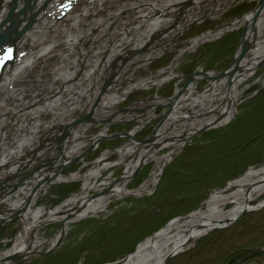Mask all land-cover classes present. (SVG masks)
Instances as JSON below:
<instances>
[{"label":"rangeland","instance_id":"obj_1","mask_svg":"<svg viewBox=\"0 0 264 264\" xmlns=\"http://www.w3.org/2000/svg\"><path fill=\"white\" fill-rule=\"evenodd\" d=\"M127 1L130 0H115L113 2L112 0H103L100 6L90 8L88 11L85 10L87 0H72L71 3L64 4L62 10H66L65 15H67H63L66 20L62 19V21L64 20L63 23L53 24L54 27L51 26L52 28L48 29L47 39L44 43L42 42L44 46H47L54 40L56 45L28 69L26 81L18 80L13 84V92L15 91L16 94L12 99L7 100V107L0 108V114L4 113L5 109H14L19 115V111L22 109L24 113H27V111L36 108L38 104H32L40 101L39 93L35 92L39 89L38 85L53 80L55 72L61 66H67L68 60L71 61L73 58H77L79 62H83V57L76 53L79 51L78 46L81 51L94 46L93 40L87 38L82 45L77 43L65 47L66 44L63 39L65 40L68 35L61 32H67L74 36L78 29L87 30V24L92 20L101 19L107 14L113 13L119 2ZM4 2L5 0H0V11ZM212 2L214 0H205L203 5L210 7ZM183 3L186 4V1ZM257 3L258 0H232L224 3V6L219 8L216 14L210 15V11L205 10L199 16L200 19L196 24H190L182 34L174 37L171 40V47L160 55L153 57L146 66L137 64L136 60L148 55L149 52H137L138 54H131V52L128 54L127 51H124L116 60V63L120 65L119 71L125 75H128L130 70L133 71L132 77L127 76L120 84L119 93H122L123 89H126L129 84L135 83L139 78L154 74L167 67L173 60L175 61L174 58L178 51L185 47L192 38L209 31H217L218 34L198 45L194 51L186 53L175 64L174 71L179 75L173 80L162 84L158 88L137 89L127 94L115 106V109L119 110L116 116L122 114L124 116L125 113H128L131 117L126 118L128 120L119 124L111 125L106 131L104 141L94 146L89 153H86L82 158L83 160L71 162L67 167L61 169L60 174L68 176L79 173L84 175L94 167L95 161L100 159L99 167L104 164H110L111 166L103 170L99 178L92 180L94 184L89 194L97 193L102 183L116 181L122 175L125 164L132 160L133 156L126 157L124 164L115 166L114 163L118 160V155L111 154L108 157L103 155L108 151H115L129 144V139L119 138L117 135L127 134L138 126L139 123L135 121V117L142 116L141 118H146L148 109L138 106V103L149 102L155 97L164 99L173 97L185 84V80L179 78L180 75L189 76L197 71L214 72L224 70L233 59L242 35L241 27L239 29L232 28L233 22L253 11ZM155 15L160 18L175 17L171 9L163 13L156 12ZM74 16L78 18H76L77 23L73 25L72 19ZM131 18V13H120L121 21L131 20ZM130 23L132 25L136 24L132 20ZM169 25L171 24H166L164 28L169 27ZM146 29V26H142L139 33ZM174 30L175 27L172 31ZM219 31L220 33H218ZM137 35L134 34L132 38L135 39ZM166 36L167 34L156 36L153 45L155 46V44L164 40ZM36 46L38 48V44L34 43L29 48L30 51H36ZM63 47H65V50ZM142 49L143 46L140 47V50ZM65 51L68 52V55ZM70 52L72 53L70 54ZM133 52L136 51L133 50ZM26 57L27 54L22 59L24 60ZM103 57L104 55L99 57L100 65L105 62ZM134 64L135 67H133ZM116 67L117 65L115 67L110 65L108 72L102 71L105 73V79L102 81H100L102 78L100 74L103 73L97 74V81L99 80L101 84L96 82L95 79L94 82L96 83L93 80L91 85L87 83V87L89 86L91 92H94L95 89L97 91L99 87H96V85L102 86L105 81H112L111 75H117L119 72L116 71ZM100 68L102 66H99ZM89 69L91 67L82 64L79 69L81 72H78L72 83L79 82V79L83 77V72ZM262 82H264V62L257 67L254 75L244 84L243 87L245 88L237 101L234 114L227 124L209 128L192 136L185 141L183 147L172 153V149L166 145L174 139L171 130L166 131L167 138L163 142H158L160 145L163 144L161 148L158 143L155 146H143L145 152L154 153L156 157L163 160L160 176L149 193L147 191L145 194L136 197H123L114 200L108 205L106 212L99 213L97 216H88L76 222L69 221L67 233L51 253L44 257L41 255L31 256L10 262V264H119L128 255L134 253L140 243L166 227L173 219L182 218L194 211L204 209V202L211 193L224 189L228 182L238 179L249 169L264 165V84ZM54 84V87L57 88L55 82ZM66 84L70 85L71 81ZM209 84V80L202 79L194 90L197 93H202ZM111 87L110 84L105 86L104 89L106 91L108 88V91H110ZM108 91L104 92L100 98L102 99ZM44 96L42 95V97ZM39 105L41 104L39 103ZM77 106L79 108L67 111L66 106L60 103L57 110L61 111L63 116L59 118L78 120L87 114L88 106L83 107V102ZM167 108L168 106H155L153 108L154 117L149 119L150 121L133 137L135 139H145L154 133L156 125L162 121V115ZM95 109L97 113L99 107L97 106ZM66 111L67 113H65ZM103 114L110 115L109 110H106ZM10 116L11 114H3L1 117L8 120ZM30 118L27 116L29 128L32 127L31 123L33 122ZM53 118L54 115L50 112L40 114V129L50 123ZM10 123L4 130L7 136H10L16 130V125H18L14 121ZM58 123L50 127L48 132H45V130L40 132L36 137V141L33 142L32 146L34 148L25 150L23 153V157L30 155L38 146L47 144L49 146L47 150L49 156L43 155L44 157L34 160V165L18 173L17 181L30 174L36 165L42 163L45 159L55 157L59 142L58 138L62 137L63 134L60 129L61 126H59L63 122ZM85 124L77 125L72 130H76ZM163 125L155 131L162 129ZM102 127L103 123L97 122L94 124L93 122L86 130L85 135H95ZM78 141L81 142V140ZM71 145V143L68 144L69 147ZM87 147H82L83 151ZM168 155L170 157L166 158ZM112 164L114 165L112 166ZM155 169L156 161L149 160L142 163L141 168L129 181L127 189L132 191L139 188L150 178ZM1 170L0 168V173ZM13 181L14 178L7 180L8 184H12ZM81 185V181L50 185L47 192L39 196L31 207L33 209L37 207L57 208L65 200L77 194ZM13 195L14 192L6 197L11 198ZM260 201H264V196L259 200L252 201L250 205L257 206ZM230 207V205H227L226 209ZM6 208H8L6 203L0 205L1 211ZM18 220L16 217L0 227V253L12 247L14 238L19 231ZM59 229L60 223L52 222L46 223L37 230L38 238L45 240V243L39 248L40 253H44L49 249L48 242ZM236 255L238 256L236 260L240 261L234 264H264V206L258 210L245 212L227 227L207 233L196 240L190 248L171 257L164 264H225Z\"/></svg>","mask_w":264,"mask_h":264},{"label":"bare ground","instance_id":"obj_2","mask_svg":"<svg viewBox=\"0 0 264 264\" xmlns=\"http://www.w3.org/2000/svg\"><path fill=\"white\" fill-rule=\"evenodd\" d=\"M71 1L72 0H57V3L55 1L52 6L45 9V12H42L37 22V27L32 29L19 43L16 56L19 61L18 64L16 67L6 72L0 80V108L4 106L7 107V100L12 99L14 94H16L12 89L14 82L17 81V79L25 78L24 75L30 66L56 45V43L52 42L44 46L43 43L47 39L48 29L54 27L52 26L53 24L63 23V21L66 20L64 17L67 14L63 17L61 15V9L59 8V10H57L56 7H62L64 4L71 3ZM102 1L103 0H87L85 10L88 11L89 8L100 6ZM113 1L115 0H112V2ZM184 1L187 0H130L129 2H119L115 6L113 13L107 14V16L101 19L92 20L87 24V30L78 29L74 36L67 32H61L68 35L65 40L63 39V42L66 44L65 47L76 45L77 43L82 45L87 38L93 40L94 46L90 49L82 50L83 52L78 46L79 51L76 53L83 57V62H79L77 58H73L71 61L68 60L67 66L63 65L55 72V77L53 76L54 81L48 80L45 82L46 84L38 85L39 89L35 92L39 93L40 101L32 104H38L36 108L27 111V113H24L22 109L19 111V115L14 109H5V112L0 114V168L2 169L0 173V184L4 183L2 187L3 190L0 192V205L4 203L8 205V208L5 210H0V222H8L13 215H17L19 219L18 234L14 238L12 247L0 253V264H10V257H16L21 260L39 255V248L45 243V240L38 238L36 232L46 223L58 222L62 226V229H59L48 242V247L52 248L59 240L61 241L63 236L67 233L68 222L65 221V219L68 214L72 213V216L69 217V220H71L70 222L80 221L88 216H97L99 213L106 212L108 205L112 201L123 197L139 196L145 194L147 191V193H149L150 189L157 183L163 160L156 157L154 153L145 152L141 144H136L131 141V139L128 144L129 146L126 145L118 150L104 153L103 156L105 157L111 154L118 155V160L114 163L115 166L124 164L126 157H133L132 160L125 164V169L121 175L122 179L118 183L116 181L102 183L97 193L107 188H110V190L104 195L99 194L97 198H90L89 192L92 190L94 184L92 180L99 178L101 172L111 166L110 164H104L102 167H99L100 159L95 161L94 167L84 175L73 173L66 176L61 175L59 172V175L53 177V174L48 172L42 175H39V172H35L33 173V177L26 183H20V180L17 181L16 178L21 170L30 167V163H27L28 159H25L23 162L20 159L23 157L25 150L34 148L32 145L33 142L36 141L38 134L44 130L48 132L49 128L54 124L56 125L58 122H63L60 123L59 126H68V123L71 121L70 118L67 120L59 118L63 116L61 111L57 110L60 103H63V106H66L67 111H69L79 108L77 105L83 102V107L88 106L87 111H90L97 91L101 86H99V84L96 85V87H99L97 91L95 89L94 92H91L90 88H88L89 86L87 87V83L91 85L94 79L96 82L100 83V81L105 79V73L102 71H107L110 65H113V67L117 65L116 71H119L120 65L116 63V60L124 51L131 53V50H135L137 53L141 46L144 47V43L148 41L150 35L161 31L166 24L175 23V30L172 31L171 34L166 36L164 40H160L161 42L155 44V46L152 45L150 48L151 50L148 49L145 52H149L148 55L144 54V57L136 60L137 64L146 66L153 57L160 55L163 51L171 47V40L174 37L182 34L191 23L197 22L202 12L206 10L210 11V15L216 14L219 8L224 6V3H228L232 0H214L210 7L203 5V1L205 0H190L188 9L187 6H184ZM35 9L36 6L32 8V10ZM168 9L173 11L175 17L160 18L155 15L156 12L163 13ZM122 12L126 14L131 13V20L136 24L132 25L130 23L131 20L121 21L120 13ZM58 18L60 19L58 20ZM76 18L78 17L74 16L72 19L73 25L77 23ZM62 19L64 20L62 21ZM142 26H146L147 29L139 33ZM232 26V28L236 27L238 29L243 26L246 27L244 40H242L238 50L235 52L236 62L241 59L238 63L237 71L231 72L234 66L233 64L229 68L230 72L228 71L224 76L216 80L214 78L217 73L211 72L210 75L213 80H210L209 86H207L202 93H197L194 90L197 84L203 79L202 76L195 75V79L188 90L175 98L173 111L162 129L155 133L153 143L151 144L152 146H155L158 142H163L164 139L167 138L166 131L171 130V135H173L172 137L174 139L166 145L172 149V153L183 147L185 140L190 138V135L194 131L213 125L219 127L227 124L231 119L237 101L240 99L243 89L245 88L243 87L244 84L254 75L257 67L264 61V0L262 5L257 7V10H253L241 19L235 20ZM134 34H138L135 39L132 38ZM216 35H218L216 31H212L192 38L185 47L178 51L175 57L176 63L145 78H139L135 83L129 84L126 89H123L122 93L118 92L120 84L127 76L132 77L133 70H130V73H127L128 75L123 74L121 71H119L117 75L115 74V78L111 82L112 89L110 91H108V88L106 89L105 93L107 91L108 93L103 95L99 103V111L97 110V113L95 111L91 114L92 122L80 126L76 130H71L70 136L65 138V142L61 145L62 160L57 163L64 166V164L71 161L72 158L79 156V158H81L84 147L90 144L95 145V140L97 138H102L106 135L107 127L104 126L95 135L86 136L85 132L93 122L96 124L103 119L114 117L116 112L119 111L117 108L115 109V106L132 91L137 89H150L152 87L158 88L162 84L173 80L179 75L174 71L175 64H177L186 53L194 51L198 45ZM34 43L40 44V46H38V48L36 46V51L32 52L29 48L32 47ZM65 47H63L64 50ZM72 52H70V54ZM103 52L106 55V59L104 64L101 65L102 68L99 69V57L103 55ZM65 53L68 55L67 51H65ZM25 54H27V57L22 60ZM82 64L86 67L88 65L91 69L83 72V77L79 79V82L72 83V80L76 78L78 72H81L79 69ZM135 64L133 67L137 65ZM97 74L102 75L100 81H97ZM69 81H71V84L67 85L66 83ZM54 82L56 86H58L57 88L54 87ZM262 84H264V82H262ZM41 92L43 96L45 95L44 97H42ZM39 103L41 105H39ZM164 103H166V101L163 99H153L149 102L145 101L138 103V106L144 108L147 106L148 109L146 118L140 120L139 130L150 121L149 119L154 117L153 108L155 105ZM106 110H109L111 114L110 117H106L107 115L103 114ZM67 111L65 113H67ZM44 112L52 113L54 118L50 123L40 129L41 123L39 115ZM3 114H11V116L7 120L1 117ZM125 114L124 116L123 114L115 116L114 119L116 120L111 119V121L128 120L126 118L131 116L128 113ZM27 116L31 117L30 119L33 121L31 123V128L27 125ZM12 121L17 122L18 125H16V130L10 136H7L4 130ZM134 132L135 129L131 132L132 136ZM78 140H81V142ZM70 143L72 145L69 147L68 144ZM158 145L160 148L163 146V144L160 145L159 143ZM48 148L49 146L45 144L38 153V158L49 156L47 152ZM170 155L166 158L170 157ZM149 160L156 161V169L152 172L150 178L139 188L132 191L128 190L127 185L132 179V173L135 168L139 164L141 165V163H145ZM44 161H46V159ZM5 164L8 165L1 166ZM34 164L35 162L32 161V165ZM114 164H112V166ZM9 177L12 179L14 178L12 184H8L7 182ZM45 177H47V179L50 178L49 181L46 180V184L39 187L32 196L33 187H35L38 181L41 179L43 180ZM75 181L82 182L80 191L65 200L57 208L47 209L44 207H37L33 209L31 207L39 196L47 192L50 185L73 183ZM11 185H14L15 188L14 195L11 198H7L1 193H5L6 190L8 191L10 189H8V187ZM262 196H264V165L259 168L249 169L238 179L228 182L224 189L211 193L204 202V209H199L186 217L171 221L166 227L155 233L152 237L140 243L136 251L128 255L119 264H163L166 256L169 254H179L187 250L196 240L208 233L209 230L212 231L213 228L227 227L232 224L242 212L258 210L263 207L264 201H260L257 206L250 205L252 201L259 200ZM28 199H30V203L27 202ZM227 205L231 207L226 209Z\"/></svg>","mask_w":264,"mask_h":264},{"label":"water","instance_id":"obj_3","mask_svg":"<svg viewBox=\"0 0 264 264\" xmlns=\"http://www.w3.org/2000/svg\"><path fill=\"white\" fill-rule=\"evenodd\" d=\"M20 0H12L11 2L8 3V7H9V12H8V15L6 18H4L3 20L0 21V46L5 43V42H8V41H11V42H14L16 39H18L26 30L27 28L29 27L28 25L23 28L22 30H17L19 28V26L21 25L22 23V20H23V17L27 11L31 12L32 11V16L30 18V21H33L34 20V14L38 11V8H36L33 12L32 8L35 6V0H23V3H24V8H20L18 12H16V9H17V5H18V2ZM22 1V0H21ZM263 3V0H258V3H257V6L254 10H257V7L259 5H262ZM190 2L187 3V6H189ZM7 23H9L10 26L6 25ZM31 24V23H30ZM174 26V24H172L168 30H170L172 27ZM242 28V35H241V38H240V41H239V44L242 42V40H244V32L246 30V27H241ZM164 32H166L165 30L164 31H159L153 35L150 36L149 40L147 41L145 47H143L144 49L138 51V52H145L147 48L152 42L153 40L156 38V36H161ZM238 48H239V45H238ZM237 48V50H238ZM136 53V52H135ZM236 55V53H235ZM235 55L233 57V59L231 60V62L228 64V66L222 70V71H214L216 72V77L214 78L215 80L216 79H220L222 76H224V74H226L228 71H229V68L234 64L233 68H232V71L231 72H235L237 71L238 69V63L240 62L241 59L238 60V62H236L235 60ZM235 62V63H233ZM264 62V61H263ZM174 63H176V61H172V63L170 64L173 65ZM169 67V66H168ZM230 72V71H229ZM211 72H201V71H197L189 76H179L180 79H184L185 80V84L184 86L181 88V90L179 92H177L173 97L171 98H168V99H164V98H161L163 100L166 101V103L164 104H158V105H155V106H168L166 112L162 115V121L160 122V124L156 125V128L155 130H157V128L161 127L163 125V123L165 122V120H167V118L170 116L171 112L173 111V108H174V101H175V98L179 95H182L184 94L188 88L190 87V85L193 83L194 81V77L195 75H200L202 76L203 79H206V80H213L211 75H210ZM108 83V82H107ZM105 86L102 87L101 91H100V94H103L105 92ZM100 96V95H99ZM97 97L95 102L93 103L92 105V109L90 111L87 112V114H85L82 118L78 119V120H75V121H71L70 123H68V126H61L60 129L62 130L63 134H62V137L58 138V147H57V153L55 155L54 158H48L46 159V161H43L42 163H39L38 165H36V167L31 171L30 174L22 177V179L19 181L20 183H23V182H27L28 180L31 179V177H33V173L35 172H39V175H42V174H45V173H50V174H53L52 176H57L59 175V172L61 171V169L67 167L71 162H76L77 160H81V158L84 157V155L86 153H89L93 148L94 146L98 145L99 143H101L102 141H104L106 139V137H99L95 140V145L93 144H90L87 149L85 151H83V153L81 154V158L79 157H75L73 160L71 161H68L66 164H64V166L60 163H57L58 161L62 160V157H61V145L63 142H65V138L69 137L70 136V132L72 130L73 127L77 126V125H81V124H85V123H90L92 122L91 118H92V113L95 112V108L98 106L99 104V101H100V97ZM155 99V98H154ZM147 108V107H146ZM120 111H122L120 109ZM126 111V110H125ZM118 112H116V114H118ZM116 116V115H115ZM114 116V117H115ZM114 117H111V118H107V119H103L102 121H100V123H103L105 124L106 127H109L111 125H114V124H119L123 121H111V119L113 120ZM142 117V116H141ZM139 117V118H141ZM140 119H136L135 118V121H138ZM215 128L216 126H207V127H204V128H201L197 131H194L191 135H190V138L192 136H195L199 133H201L202 131H205L209 128ZM154 130V133L150 134L147 138L145 139H135L134 137H132L131 134H121L122 136L120 135H117L118 137H124V138H127V139H132L133 141H136L137 144H141L142 146H148V145H151L153 143V138L155 136V133L157 131ZM70 131V132H69ZM58 136V135H57ZM190 138H187L186 140L190 139ZM185 140V141H186ZM43 146H38L36 149L33 150V152L30 154V155H26V157L22 158L21 160L24 161L25 159H28L27 163H30L29 165L32 164V161L34 160H37L38 159V153L42 150ZM61 157V158H60ZM79 158V159H78ZM142 165V163H141ZM141 165L139 164L135 170L133 171L132 173V177L134 176V174L141 168ZM52 172V173H51ZM11 178V177H9ZM49 178V177H48ZM50 179V178H49ZM49 179H47V177H45L43 180L41 179L40 181H38V183L35 185V187H33V192H32V196L34 194V192L41 186L45 185L46 184V180L49 181ZM122 179V176H120L116 182L118 183L120 180ZM31 182V181H30ZM3 185H0V189H2ZM10 188V189H9ZM8 191L6 192L5 195H8V194H11L15 191V188H14V185H11L10 187H8ZM110 190V188H107L105 189L104 191L100 192V193H95V194H92L90 195V198L91 199H94V198H97L99 196V194H105L106 192H108ZM2 194V193H1ZM4 194V193H3ZM2 194V195H3ZM133 197H136V196H133ZM31 199V197H30ZM30 199H28V203L30 201ZM245 212H242L238 217H241ZM72 216V213L71 214H68V216L66 217L65 221L69 222L71 220H69ZM17 215H13L12 217H10V220L11 219H14L16 218ZM186 217V216H185ZM237 217V218H238ZM179 219V218H178ZM64 222V221H63ZM6 222H0V227ZM229 225V224H228ZM62 229V226L60 225V230ZM218 228H213V230H216ZM212 230V231H213ZM211 231V230H209ZM208 231V232H209ZM153 236V235H152ZM151 236V237H152ZM60 240L59 242L52 248H49L46 252L44 253H39V255L41 256H46L48 255L49 253H51L59 244H60ZM175 254H169L168 256H166V258L164 259L163 261V264L168 260L170 259L171 257H173ZM20 259L16 258V257H10L9 258V262H13V261H18Z\"/></svg>","mask_w":264,"mask_h":264},{"label":"flooded vegetation","instance_id":"obj_4","mask_svg":"<svg viewBox=\"0 0 264 264\" xmlns=\"http://www.w3.org/2000/svg\"><path fill=\"white\" fill-rule=\"evenodd\" d=\"M236 257H238V256L236 255V256H234L233 258H230V259L228 260V262H226L225 264H234V263H236V262H239L240 260H236Z\"/></svg>","mask_w":264,"mask_h":264}]
</instances>
